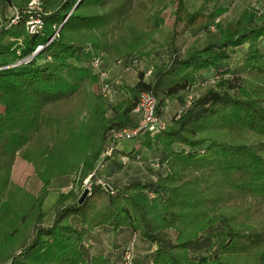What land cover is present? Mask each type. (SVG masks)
I'll return each instance as SVG.
<instances>
[{
    "label": "trees",
    "instance_id": "trees-1",
    "mask_svg": "<svg viewBox=\"0 0 264 264\" xmlns=\"http://www.w3.org/2000/svg\"><path fill=\"white\" fill-rule=\"evenodd\" d=\"M30 1L0 0V56L17 57L0 63V264H112L84 248L98 227L138 233L153 247L151 264H264V12L246 9L235 24L212 31L224 9L190 11L181 0L175 26L158 40L169 0H43L37 33L26 29ZM12 6L20 19L9 25ZM241 46V64L228 65ZM161 48L166 63L149 78L143 71L135 83L120 84L122 94L110 106L93 90L94 58L106 69L105 62L150 58ZM208 69L213 73L201 76ZM214 77L186 106L192 87ZM142 91L156 96L160 115L169 101L182 100L166 129L144 132L145 145L157 150L155 174L115 193L94 187L82 203L64 204L61 195L45 225L52 180L79 173L82 181L93 172L111 132L137 124ZM127 153L143 158L141 151ZM17 156L42 181L37 195L14 185ZM132 248L123 249L121 264Z\"/></svg>",
    "mask_w": 264,
    "mask_h": 264
},
{
    "label": "rangeland",
    "instance_id": "rangeland-1",
    "mask_svg": "<svg viewBox=\"0 0 264 264\" xmlns=\"http://www.w3.org/2000/svg\"><path fill=\"white\" fill-rule=\"evenodd\" d=\"M183 1H184V4L186 5V7L190 11H194V10H197L199 8H203L205 10V12L208 13V12H211L212 10H214L215 8H223L224 9L223 14L217 19V22H218L217 26H213L211 28L212 31H222L224 28L231 26L232 24H235V22H237L239 16L246 9L256 11L258 13L264 12V0H215L214 3H209V4H206L205 0H183ZM180 2H181V0H169L167 6L165 8H163L162 11L160 12V17L162 19V30L160 33H158L156 35V39L162 40L164 38L165 34L167 33V31L170 28L175 26L176 18H177V12L179 10ZM19 9L20 8H18L16 6H12V7L7 8L8 16L12 17L14 15L15 11L19 10ZM42 11H43V0H31L28 7L25 8L24 13H27L28 15H30V18H31V16H33L32 18H35L36 15H38V13L42 12ZM11 19H9V20L11 21ZM3 22H6V21H3ZM30 24H31V22H29V23L26 22V29H27V26ZM39 29L41 30L42 28H39ZM206 34L207 33H204L202 35L201 40L198 42L199 47H202L203 45H205ZM57 35H58V31H56L55 34L51 36L49 42H51L55 38V36H57ZM10 40L11 39H8V41H10ZM192 41H193V39L189 40V43H191ZM43 47L44 46H41L40 48L38 47L37 49L41 50V49H43ZM261 50L264 51V40L262 41ZM245 52H246V46H241V47L234 49L231 52L230 59L227 61L228 65L235 67V66L241 64L243 57L245 55ZM18 53H19V51H18ZM46 56L49 57V54H47ZM16 58L14 55H5L2 57L0 56V63H3L4 61L9 62V63H13V62H15ZM21 60H18L16 63H19ZM167 60H168L167 49L161 48L155 54H153L150 58L145 57V56L141 57L138 54H135V55H132L130 57H126L123 60H120L118 62H112V61L105 62L104 67L107 69L108 75L111 78L110 80L113 83V91H112V93L114 94L113 99H117L116 97H118L119 95L122 94V92L120 90L121 86H119L120 84L124 83L127 85H131L133 82L132 76H126V75L123 76L124 75L123 72H117L114 69L111 70V68L114 64L118 65L119 62H122L123 64H127V66H131V70H134L137 77H138L139 72H143V71L150 72V75L146 76L147 78H149L152 75V73L155 71L156 67H159L162 64L166 63ZM206 77H208V76H206ZM214 79H215V77L213 79H205V80L199 81L197 84H195L192 87V89L190 90V93L187 96L189 97L190 95H192L193 97H195V95L197 96V95L203 93L206 89H208L214 85V83H215L213 81ZM93 90L96 93H98L100 96H102L105 99V101L109 104V106L111 105L110 103H112V100H111L112 98L111 99L105 98L101 92V81H100L99 76H98V80L96 81V83L93 86ZM178 100L179 99L176 98V99L169 101L167 107H165L163 109V112L161 113L162 117L166 120L168 126L171 123V117L175 113H179L180 109L182 108V105H181L182 100H179V101ZM2 109H3V107L0 106V111ZM107 114L111 115V111L107 112ZM144 141H145V134L141 133V134L137 135L136 137H134L133 139H122V140H120L117 144H115L114 149L111 150L109 155L106 154V151L104 150L102 152L100 160L96 164L95 170L93 172H91V173H94V176H92L91 181L95 182V180L98 177H104V178L108 179L109 181H111L108 177H106V175L99 172V169L101 167L100 166L101 160H106L108 157L113 155L116 157L122 156L124 159V160L122 159V161H124L125 164H128L129 162L135 161L134 156H129L130 154L123 153L119 149L122 147V145H125L126 149H130L132 147V145L136 144V146L131 150L132 154L135 152L138 153V149L139 150L143 149V151L148 152V154H150V157H152L151 154L153 152L157 153L156 149L152 150L151 148H148L145 145ZM120 144H121V146H120ZM116 151H118L119 154H114V152H116ZM19 157L21 160H19L18 164L16 165V167L14 169L12 181H13L14 185L17 187H20V189L22 191L28 192L32 195H37L39 193L41 187H42V181L38 177V175H37L34 167L32 166V164H30L28 161H26L21 156H19ZM156 162L157 161H153L155 167H156V164H155ZM25 163H28L29 167L24 168L21 166L22 164H25ZM150 164H151V162H150ZM154 166L152 165L150 167H154ZM96 171H97V173H96ZM62 176H72V181L70 183V184H72V186L71 187L69 186L67 188L62 187L61 189H55L57 192L56 193L52 192L50 194V196L47 198L46 203H45V212H46V217L44 219L45 225H48L53 221L55 211L60 206V205H58V199L60 198L61 195H64V194L67 195V198H66L64 204H69V203L75 201L76 199H79V197L81 196L83 191L86 189V188L84 189V186H85L87 176L82 181L80 179L81 175L79 173L64 174V175H60L58 177H62ZM147 177H150V175L147 174ZM112 183L114 184V186H116V188L120 187L119 185L115 184L114 182H112ZM94 187H99V186H93L92 189ZM99 188H101L102 190H105L102 187H99ZM56 195L59 198L56 200V202H54ZM64 204H62L61 206H63ZM72 221L75 225H77V224L80 225V218L79 217H74L72 219ZM79 225H78V227H79ZM98 228H100V227H98ZM101 228H104V227H101ZM96 229H94V230H96ZM167 235H169L170 237H174L175 231L168 230ZM133 239L131 240L132 243L130 242L125 247V248L129 247L131 244L133 247L131 250L132 251V258L133 257L135 258L136 263L134 261H132V263H130V264H149L146 261V257H147V255H149L153 251V247H152L151 243L142 239L140 237V235L135 236V238H133ZM100 254H102V253H100ZM100 254H96V255H100ZM150 264H151V262H150Z\"/></svg>",
    "mask_w": 264,
    "mask_h": 264
},
{
    "label": "crops",
    "instance_id": "crops-1",
    "mask_svg": "<svg viewBox=\"0 0 264 264\" xmlns=\"http://www.w3.org/2000/svg\"><path fill=\"white\" fill-rule=\"evenodd\" d=\"M112 69H114L117 72H123L124 74L123 76L125 75L132 76L133 77L132 84L138 80V77L135 74L134 70H131V66H127V64H123L122 62H119L118 65L114 64L111 70ZM211 73H213V69L202 70L200 72L201 76L203 77L210 76ZM135 146L136 144L132 145L130 149H126V146L122 145V147L119 149L123 153H127L130 152ZM138 151H141L143 155L141 161H133V162H129L128 164H124V162L122 161L123 159L122 156H118V157L112 156L110 158H107L106 160H101L100 163L101 167L99 169V172L106 175V177H108L112 182H114L119 186L126 185L136 179L149 178L147 177V174H149L150 177H152L157 170V168L154 166L153 163V161H156L155 159L156 157L153 156L150 157V154H148V152L143 151V149L140 150L138 149ZM19 160L21 159L19 156H17L15 164L12 169V177H13L14 169L18 164ZM150 162L154 167H150L152 166ZM21 166L24 168L29 167L28 163L22 164ZM71 181H72V176H62L58 178L56 177L52 180L49 186L48 196L44 201V205H43L44 211H45L46 200L50 196V194L52 192L56 193L57 191L55 189H61L62 187L67 188L69 186L71 187L72 186V184H70ZM58 198L59 197L56 195L54 202H56ZM138 235H139L138 233L132 231L130 228H122L115 231L110 227H104V228L100 227L88 234L84 243V248L86 249L87 253L91 256L102 253L107 257H110L112 264H121V256L123 249L131 242L133 238H135V236Z\"/></svg>",
    "mask_w": 264,
    "mask_h": 264
},
{
    "label": "built area",
    "instance_id": "built-area-1",
    "mask_svg": "<svg viewBox=\"0 0 264 264\" xmlns=\"http://www.w3.org/2000/svg\"><path fill=\"white\" fill-rule=\"evenodd\" d=\"M29 18L27 21L28 23L31 22L30 25L27 26V29L30 33H37L39 32V28H42L43 22L39 17ZM20 19V11L16 10L9 25L16 24ZM32 20V21H31ZM41 46H39L40 48ZM31 60V57L23 58L19 63L22 61L28 62ZM137 62V61H136ZM18 64V63H16ZM93 70L98 74L100 81H101V92L105 98H109L112 102L116 101L113 99L114 94L113 91V83L111 82V78L108 75V71L103 68L102 64L103 61L99 57L94 58L91 61ZM150 75V72H146V76ZM215 82V79L213 80ZM193 100V96H187L186 99V106H190ZM135 112L138 115L139 119L136 125L134 126H126L119 129H115L111 132L110 143L106 147V154H110L111 150L114 149L115 144H117L122 139H133L137 135L148 132L151 135L161 132L162 130L166 129L167 122L166 120L159 114L158 111V99L152 92L142 91L139 96L138 104L135 108ZM139 158V157H138ZM159 164H156L158 167ZM92 176L94 173H90L85 182L84 189L87 188L89 192L92 190L93 186H99L105 189L110 193L116 192V187L114 184L104 177H98L95 182L91 181ZM132 249H128L126 254V263H132Z\"/></svg>",
    "mask_w": 264,
    "mask_h": 264
},
{
    "label": "water",
    "instance_id": "water-1",
    "mask_svg": "<svg viewBox=\"0 0 264 264\" xmlns=\"http://www.w3.org/2000/svg\"><path fill=\"white\" fill-rule=\"evenodd\" d=\"M61 26H62V25H61ZM37 52H39L38 49L33 53V55L37 54ZM88 194H89V190L86 188V189L83 191V193L81 194V196L79 197L78 202H79V203H82Z\"/></svg>",
    "mask_w": 264,
    "mask_h": 264
}]
</instances>
